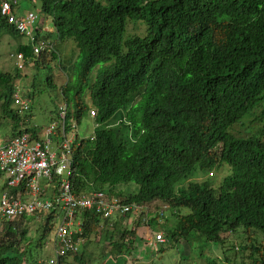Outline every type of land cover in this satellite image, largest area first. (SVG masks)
<instances>
[{
  "label": "trees",
  "instance_id": "trees-1",
  "mask_svg": "<svg viewBox=\"0 0 264 264\" xmlns=\"http://www.w3.org/2000/svg\"><path fill=\"white\" fill-rule=\"evenodd\" d=\"M40 3V14L54 28V52L34 59L28 44H18L17 53L37 66L48 56L63 65V72H72L74 81L67 78L60 88L65 133L89 111L96 124L91 135H74L70 143L71 192L104 191L127 204L171 209L174 224L164 233L171 244L161 252L189 234L226 251L221 235L229 231L239 237L235 257H227L226 264H264V0ZM130 20L145 22L144 36L123 40ZM6 34L22 36L0 13V37ZM65 39L78 49L73 67L59 60L57 45ZM111 59L91 78L96 65ZM0 79L6 84L2 110L12 120V137L28 116L9 107L11 74L0 72ZM256 108L260 127L255 132L229 131ZM115 118L118 125L112 126ZM26 130L40 139L34 128ZM222 166L230 172L215 187L209 179H189L196 171ZM130 183L136 191L129 190ZM80 215L84 246L93 237L107 240L119 253L133 248L136 227L127 228L129 212L110 226L94 210ZM0 219V264H21L34 242L28 223L36 218ZM136 219L139 225L142 219ZM158 219L151 214L144 224ZM56 220L54 212L38 216L41 235L55 230ZM69 256L74 264L85 262L81 249L58 256L54 264H70Z\"/></svg>",
  "mask_w": 264,
  "mask_h": 264
},
{
  "label": "rangeland",
  "instance_id": "rangeland-1",
  "mask_svg": "<svg viewBox=\"0 0 264 264\" xmlns=\"http://www.w3.org/2000/svg\"><path fill=\"white\" fill-rule=\"evenodd\" d=\"M40 8V0H15V3L12 4V14L18 15L26 14L30 11L35 12L37 16L34 22L28 27L29 32L36 39H45L51 42L53 41L51 32L54 28L50 19L45 20L42 17ZM2 16L5 17L7 23L22 36L15 38L11 34H6L0 37V72L11 74L12 80L9 85L13 88L14 84H17L20 89V95L30 98V109L27 112L28 118H24L27 119V121H24L23 126L34 128L40 138H45V131L51 122L55 120L54 118L56 113H58L59 106H65V100L60 88L66 82L67 78H70V82H73L74 77L72 76V72L69 74L67 71H62L61 67H63V65H60L58 60H52L48 56H46L44 60H39L38 66L30 61L26 62L22 68H18L16 64L17 46L18 44H28L32 49L31 41L25 32L19 31L8 21L7 16ZM47 27L49 28L48 32L44 33V31H47ZM145 33L146 25L143 20H130L126 23L123 32V40L133 36H144ZM57 51L60 55L59 60L63 63L65 62V64L67 62L68 66L73 67L78 60V49L72 39L61 41L57 45ZM112 62L113 59L107 63H99L96 65L91 71V78L95 77L98 69H103ZM66 70L69 69L67 68ZM5 94V80L0 79V140L11 138L10 131L12 120L10 116L3 113L2 110ZM85 100L89 104L87 95L85 96ZM9 107L14 111H18L19 109V107L13 103L12 98ZM259 111L260 108L254 109L250 114L246 115L240 123L233 125L229 131L242 135L248 132H255L260 127ZM19 114L21 113L19 112ZM118 122L119 119L115 118L112 120L111 125L116 126ZM95 125L93 115L91 111H89L78 125H73L72 130L68 133V137L72 135L73 137L76 135L79 139L88 137L93 133ZM130 134L131 131L126 133L128 139H130ZM52 138L58 140L59 137L56 136ZM52 146H55L54 141L52 142ZM229 172L227 166H222L209 173L196 171L189 179L197 181L209 179L215 187L229 174ZM181 182L185 184V181ZM4 183L5 178L0 174V196ZM40 183L42 187L45 185L43 180H41ZM53 186L54 183H51L46 187L45 194L47 196L51 193ZM125 188L126 187H124V189ZM136 189V185L130 183L129 190L136 191ZM45 194L43 196H45ZM160 209L163 210L168 224L165 225L163 223V217H160L159 224L152 223L151 225H146L142 222L137 225L136 242L133 248L128 252L119 253L112 244L106 243L103 239L95 242L92 237L87 242L86 247L82 248L85 260L84 264H110L108 261L106 262L107 258L110 257H112L111 264H226L227 257H235V251L237 250L234 245L238 243L237 240L239 236L229 231L221 235L226 240L224 243L226 251H223L220 243L206 242L197 234H189L187 237L182 238L178 243L171 246V248H167L163 252L159 251L160 248L167 247L171 244L170 238L168 240V237H166L164 233L167 227L172 228L174 224L172 210ZM155 211L156 209L151 208L152 213ZM131 217L132 220L134 215L132 214ZM36 220L37 218L28 223V236L31 237L34 242L30 245V248L26 250L25 260L22 261L21 264H34L35 261L45 263L47 260H51V264H54L56 257L53 247L55 230L53 229L47 234L41 235L40 223ZM115 220H118V217L112 219V221ZM57 223L58 220L55 221V225H57ZM127 226L128 229H132V221L130 222V220H128ZM156 234H162L165 238V242H155ZM145 236H148L149 239L146 240ZM40 237L41 239H39ZM38 242L40 243L39 245H37ZM227 246L229 248H227ZM69 261L70 264H74L71 256H69Z\"/></svg>",
  "mask_w": 264,
  "mask_h": 264
},
{
  "label": "built area",
  "instance_id": "built-area-1",
  "mask_svg": "<svg viewBox=\"0 0 264 264\" xmlns=\"http://www.w3.org/2000/svg\"><path fill=\"white\" fill-rule=\"evenodd\" d=\"M15 0H0L2 15L19 31L25 32L31 41L33 58L41 54L54 52L53 44L45 39H36L28 27L34 22L37 14L30 11L26 14H12V4ZM16 64L22 68L24 56L17 53ZM20 89L14 84L12 100L19 107L21 114L30 109V98L20 95ZM64 105L59 106L58 118L53 120L45 131V138H32L26 127L20 126L19 132L6 140H0V174L5 178L0 196V218L12 220L18 217H34L54 212L58 223L55 228L53 247L55 259L67 253L81 251L85 239L81 236L83 220L81 213L85 210H94L103 224L111 225L114 217L123 216L127 212L141 217L146 223L150 214L164 216L163 210L154 213L145 205L136 203L127 204L116 196H110L104 191H95L75 195L70 190L68 180L71 165L70 143L73 135L68 137L64 131ZM93 115V112H91ZM27 121V119H24ZM59 128V138L56 137ZM55 146H52V142ZM44 181L41 186L40 181ZM54 183L51 193L47 196L46 187ZM45 194V196H43ZM162 234H156L155 242H164ZM51 260L39 264H51Z\"/></svg>",
  "mask_w": 264,
  "mask_h": 264
},
{
  "label": "crops",
  "instance_id": "crops-1",
  "mask_svg": "<svg viewBox=\"0 0 264 264\" xmlns=\"http://www.w3.org/2000/svg\"><path fill=\"white\" fill-rule=\"evenodd\" d=\"M48 29H49V28L47 27V31H44V33L48 32ZM131 215H132V213L130 214L129 218L127 219V225H128V220H130V222L132 221V226H135V227H136V226H137V225H136V222H138V221H137V219H134V218L131 220V218H132ZM150 216H151V214H150ZM150 216H149V217H150ZM165 219H166V216L164 215V216H163V220H165ZM159 221H160V220L158 219V221H156L155 224L159 223ZM125 222H126V221H125ZM140 223H142V221L139 222V224H140ZM127 228H128V226H127ZM135 237H136V236H135ZM145 239L148 240L149 237H148V236H145ZM97 241H100V240L97 239L96 242H97ZM105 242L108 243L107 240H105ZM135 242H136V239H134V245H135ZM84 247H86V246H84ZM84 247H83V248H84ZM107 261H108V263L111 264V262H112V257L107 258L106 262H107Z\"/></svg>",
  "mask_w": 264,
  "mask_h": 264
},
{
  "label": "bare ground",
  "instance_id": "bare-ground-1",
  "mask_svg": "<svg viewBox=\"0 0 264 264\" xmlns=\"http://www.w3.org/2000/svg\"><path fill=\"white\" fill-rule=\"evenodd\" d=\"M160 218V217H159ZM162 218V217H161Z\"/></svg>",
  "mask_w": 264,
  "mask_h": 264
}]
</instances>
